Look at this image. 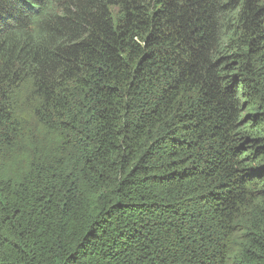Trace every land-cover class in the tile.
<instances>
[{
    "label": "trees",
    "instance_id": "obj_1",
    "mask_svg": "<svg viewBox=\"0 0 264 264\" xmlns=\"http://www.w3.org/2000/svg\"><path fill=\"white\" fill-rule=\"evenodd\" d=\"M0 264H264V0H0Z\"/></svg>",
    "mask_w": 264,
    "mask_h": 264
}]
</instances>
